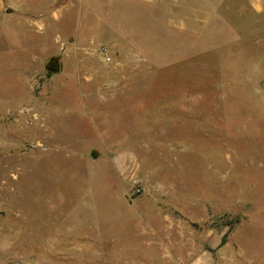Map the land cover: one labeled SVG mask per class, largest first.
Wrapping results in <instances>:
<instances>
[{"label": "rangeland", "instance_id": "obj_1", "mask_svg": "<svg viewBox=\"0 0 264 264\" xmlns=\"http://www.w3.org/2000/svg\"><path fill=\"white\" fill-rule=\"evenodd\" d=\"M0 264H264V0H0Z\"/></svg>", "mask_w": 264, "mask_h": 264}, {"label": "crops", "instance_id": "obj_2", "mask_svg": "<svg viewBox=\"0 0 264 264\" xmlns=\"http://www.w3.org/2000/svg\"><path fill=\"white\" fill-rule=\"evenodd\" d=\"M78 2H84L85 1V4H87L88 8H92V5L95 6V5H98V3L100 1H107L108 3H115V2H120L122 4H126L127 6H130V5H133V4H137V3H147V2H150L152 0H72V3H77ZM57 20V19H56Z\"/></svg>", "mask_w": 264, "mask_h": 264}, {"label": "trees", "instance_id": "obj_3", "mask_svg": "<svg viewBox=\"0 0 264 264\" xmlns=\"http://www.w3.org/2000/svg\"><path fill=\"white\" fill-rule=\"evenodd\" d=\"M224 241H225V236H223L221 243H220V246L224 243Z\"/></svg>", "mask_w": 264, "mask_h": 264}]
</instances>
